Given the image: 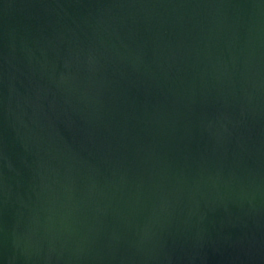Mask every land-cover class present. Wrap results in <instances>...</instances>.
Segmentation results:
<instances>
[{
    "label": "water",
    "instance_id": "obj_1",
    "mask_svg": "<svg viewBox=\"0 0 264 264\" xmlns=\"http://www.w3.org/2000/svg\"><path fill=\"white\" fill-rule=\"evenodd\" d=\"M0 264H264V0H0Z\"/></svg>",
    "mask_w": 264,
    "mask_h": 264
}]
</instances>
